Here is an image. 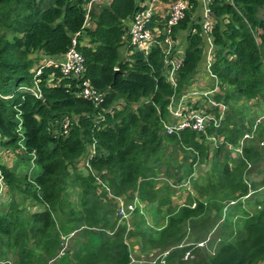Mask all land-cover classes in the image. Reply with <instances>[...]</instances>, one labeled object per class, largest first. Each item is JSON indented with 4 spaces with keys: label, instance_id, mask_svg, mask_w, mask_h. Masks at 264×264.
<instances>
[{
    "label": "trees",
    "instance_id": "obj_1",
    "mask_svg": "<svg viewBox=\"0 0 264 264\" xmlns=\"http://www.w3.org/2000/svg\"><path fill=\"white\" fill-rule=\"evenodd\" d=\"M89 2L0 0V147L14 152L11 163H0L7 196L0 204V264L11 258L13 264H263L264 195L259 192L264 181L257 185L246 177L264 149V0H235V6L214 0L211 5L219 47L213 71L223 84L218 99L229 106L219 128L207 127L208 134L221 137L213 151L204 134L162 132L156 108L167 117L173 90L165 79L161 49L149 55L134 51L123 59V38L139 10L138 0L95 5V28L82 29ZM191 3L192 10L172 29L174 39L199 26L193 15L200 5ZM82 30L81 76L66 78L60 69L44 65L62 59ZM202 54V39L188 40L180 91L201 68ZM39 69L43 100L29 92ZM85 81L105 91L103 104L79 96ZM119 100L121 109L112 108ZM65 120L68 131L56 135L54 127ZM248 132L252 138L233 159ZM95 142L93 172L73 169ZM171 151L184 153L183 163L172 159ZM209 159L210 173L195 178L196 164ZM31 161L37 168L33 177L27 171ZM162 173L167 178L160 183ZM174 178L181 183L174 189L188 183L191 191L176 210L170 208L174 189L167 182ZM98 180L124 200L136 192L132 202L125 200L127 205L138 201L130 227ZM188 230L190 245L184 242ZM70 235L74 247L67 246L61 256ZM131 240L139 243L135 263ZM204 242L206 247L198 246ZM187 252L193 258L185 259Z\"/></svg>",
    "mask_w": 264,
    "mask_h": 264
},
{
    "label": "built area",
    "instance_id": "obj_2",
    "mask_svg": "<svg viewBox=\"0 0 264 264\" xmlns=\"http://www.w3.org/2000/svg\"><path fill=\"white\" fill-rule=\"evenodd\" d=\"M197 1L200 6L197 8L198 12H194L193 20L198 18L195 24L199 26H193L188 30L181 31L177 39H174L172 29L178 26L180 22L184 20L188 12L192 10L193 5L191 0H169L168 2L165 0H138L139 10L129 19L127 32L123 38V41L127 42V46H124L122 50L123 55H125L123 59L126 61L134 51L149 55L155 48L161 49L165 79L173 90V93L168 97L166 108L167 117L165 118L162 116L160 107L156 108L161 130L165 135L169 136H180L182 132L188 130L196 132L199 135L204 134L206 140L211 144V150L213 151L221 144V137L215 134H208L207 127L214 125L216 128H219L221 122L227 117L229 106L224 99H222L221 102L218 99V97L224 95L222 91L223 84L218 75L213 71L219 51L214 35L215 18L211 11V5L214 0ZM224 1L235 6V0ZM100 2L101 0H90L86 8L85 22L82 29H91L92 10L95 5L102 4ZM262 14L264 15V9L262 10ZM82 32L84 33V30L73 36L72 46L62 59H50L45 62L44 65L60 69L66 78L81 76L85 72V58L79 50L78 40ZM197 36L202 39L203 54L201 68L197 70L196 75L192 77L191 83H187L184 86L183 90L185 91H180V71L184 65L187 42L190 39L193 40ZM256 42L258 45L262 43L258 36L256 37ZM115 71L119 72V68H115ZM41 74L42 69H39L35 76V85L30 91L28 89L26 90L34 94L37 99L43 100L39 85L40 80L38 78ZM79 96L99 106L105 102L106 93L105 91L103 92L102 90L96 89L92 86L90 81H85ZM0 97L3 98L1 93ZM123 103L122 100H119L112 108L115 107L119 110ZM69 126L70 121L65 120L63 126L60 125L59 129L54 127V133L56 135H63L64 131H68ZM250 138H252V135L249 132L246 133L239 143V146L234 149V154H236V156L233 158L238 159L243 154L245 140ZM261 146L264 147V141L261 142ZM228 148L230 150L233 149L231 145H229ZM1 150L0 147V151ZM212 151L210 156L213 155ZM96 155L97 149L95 142L89 148L87 154L81 157L74 166L75 169L78 172L83 170H86V172H93L91 162ZM4 159L6 158L3 157V160ZM98 184L104 188L110 199H115L118 205V216H121L125 222H129L128 227H130L133 212L138 205L137 199L134 203L127 205L124 197H115L110 188L101 180H98ZM5 190L6 187L0 172V199L7 198L3 195ZM32 207L34 206L31 203L30 208ZM65 244L66 246L62 250V253H60L61 256L64 255L63 252L67 248V243ZM204 244L205 242L199 243L198 246L203 247ZM188 258H193L191 252H187L185 259ZM132 261L133 263L136 262L135 259Z\"/></svg>",
    "mask_w": 264,
    "mask_h": 264
},
{
    "label": "rangeland",
    "instance_id": "obj_3",
    "mask_svg": "<svg viewBox=\"0 0 264 264\" xmlns=\"http://www.w3.org/2000/svg\"><path fill=\"white\" fill-rule=\"evenodd\" d=\"M112 0H101V2L100 3H102V4H105V3H110ZM166 2H168L169 0H165ZM44 4H45V6L47 5V3L46 2H44ZM102 4H99V5H102ZM196 12H198V9L196 10ZM90 27H91V29H94L95 28V24H94V22L92 21L91 23H90ZM123 56H125V55H123ZM251 108H250V110L251 111H257L256 109H257V106H256V103L253 101V104L250 106ZM163 132V131H162ZM1 138V137H0ZM259 154H260V156H261V158L256 162V163H254L253 164V166H252V168H251V172L247 175V177H246V179H247V182H249V183H251V182H253V183H255V184H257V185H259L262 181H264V149H260L259 150ZM13 155H14V152L13 151H11V150H8V151H4V150H1L0 151V163L2 162V164H6L7 165V163L9 162V163H11V161L10 160H8V158L9 157H13ZM171 155H172V159H174L175 161H177V163L180 165L181 163H183V160H182V158L183 157H185V155H184V153H182V152H178V153H175L174 151H171ZM232 155V154H231ZM236 156V154H234V152H233V155L231 156V157H235ZM3 157L4 158H6V159H4L5 161H2L3 160ZM16 156H14V158H15ZM210 158H212L211 156H210ZM233 159H236V158H233ZM80 160V159H79ZM78 160V161H79ZM78 161H77V163H78ZM76 163V164H77ZM22 164H24V165H26L25 164V162L24 161H22ZM10 165V164H9ZM22 167V166H21ZM177 166H175V167H173V171H174V174H178L179 173V171H180V169H177L176 168ZM211 168H212V161H211V159H209L207 162H204V163H201V162H198L197 164H196V166L194 167V171L196 172L195 173V178H198V179H200V178H202V177H204V176H206L207 175V173L209 172L210 173V170H211ZM21 170H22V168H20ZM37 168H35V165H34V163H32V161L31 162H28V167H27V171H29L31 174H32V177H33V175H36V173H37V170H36ZM73 169H75L74 168V166H73ZM163 169H165V167L163 168ZM35 173V174H34ZM31 176H30V178H32ZM159 178H160V183L161 182H163L166 178H165V174L164 173H162V174H160L159 175ZM177 182L178 180L177 179H173V181H167V182H169V185L174 189V188H176L175 186H178L177 184H181V183H175V182ZM171 183H172V185H171ZM186 187L187 188H189L190 187V185L188 184V183H186V185L184 186V187H182V188H179L178 187V189L176 190V189H174L173 190V196H172V206L170 207L171 209H173V210H176V208L181 204V203H186L187 202V200L190 198V194H188V193H190L191 191L190 190H188V189H186ZM191 189L193 190V192L194 193H196V191L193 189V186H192V184H191ZM135 193L136 192H130V193H128V194H126L125 195V200L126 201H129V202H132V200H133V198L134 197H136L135 196ZM188 194V195H187ZM259 194H262V195H264V190L263 191H261V192H259ZM193 195V194H192ZM195 197H196V194L194 195ZM7 197V196H6ZM9 197H10V199H11V195H9ZM254 197H256V196H254ZM7 200V198H5V199H0V203L2 202V201H6ZM72 200L73 201H75L76 200V195H73L72 196ZM9 202V201H8ZM252 208V207H251ZM166 209L167 208H164V211L166 212ZM213 233V232H212ZM190 234H191V232H190V230H188L187 231V233H186V235H185V243H187V244H189L190 245V243H192V240L190 239ZM91 235V234H90ZM98 235H100V234H98ZM93 236H94V238H91V241H92V243H94V244H96L97 245V243H98V240H99V237L97 236V233H93ZM72 238H74V235H70V238H68V239H66L65 240V243H67V246H71L72 245V248L74 247V244L71 242V240H72ZM132 241V243H131V245H132V248H133V254L131 253V255H130V257H132L133 259H136L135 257H134V254L136 255V256H138L139 254H138V252H139V246H138V242L135 240H131ZM130 241V242H131ZM138 243V244H137ZM65 246H66V244H65ZM203 247H206V244H204V246ZM9 261V263L8 264H13L14 263V259L13 258H11L10 260H8ZM264 264V263H263Z\"/></svg>",
    "mask_w": 264,
    "mask_h": 264
},
{
    "label": "crops",
    "instance_id": "obj_4",
    "mask_svg": "<svg viewBox=\"0 0 264 264\" xmlns=\"http://www.w3.org/2000/svg\"><path fill=\"white\" fill-rule=\"evenodd\" d=\"M108 4V3H107ZM126 106V105H125Z\"/></svg>",
    "mask_w": 264,
    "mask_h": 264
},
{
    "label": "clouds",
    "instance_id": "obj_5",
    "mask_svg": "<svg viewBox=\"0 0 264 264\" xmlns=\"http://www.w3.org/2000/svg\"><path fill=\"white\" fill-rule=\"evenodd\" d=\"M200 247V246H199Z\"/></svg>",
    "mask_w": 264,
    "mask_h": 264
}]
</instances>
